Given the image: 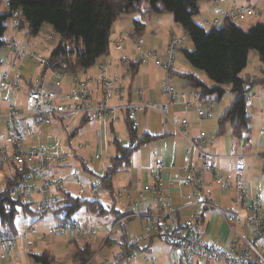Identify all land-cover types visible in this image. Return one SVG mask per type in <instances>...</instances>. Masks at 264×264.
I'll list each match as a JSON object with an SVG mask.
<instances>
[{
    "label": "crops",
    "instance_id": "obj_1",
    "mask_svg": "<svg viewBox=\"0 0 264 264\" xmlns=\"http://www.w3.org/2000/svg\"><path fill=\"white\" fill-rule=\"evenodd\" d=\"M214 1L215 0H208L207 2L209 3V5L203 3L200 4L201 11L196 18H199L201 14L203 16L206 14V16L202 21L203 23L199 24L196 21L195 22L201 25L202 27H204L206 24L207 26H210V29H212L211 23L214 21V16L212 13L215 7ZM222 1L219 2V7L224 11H230L235 8L248 6V4L252 5L256 9L255 15L249 14L234 21L241 28L244 25L248 24L249 26L248 29H250L252 26L257 25L258 18L264 17V0H222ZM171 16L172 15L165 14L162 16L144 17L141 14H134L133 17L128 16L124 18L125 21H121V22H124L125 25L119 24L118 26H120L121 30L117 31L112 38V43H114L121 36L127 35L130 37L129 39H126L123 43V46L125 47L124 52L121 53L116 51L114 45L112 49L111 41H110V48L112 50L110 49V53L108 56L100 58L97 61V63L87 71L79 72L78 74L66 73L67 76H65L64 79L65 88H70L73 86L74 76L78 77L79 81L87 82L90 91H92L93 101L97 103L102 99L99 90L100 88L99 85L97 84V78L100 73L99 64L104 63L106 65H109L111 73H116L121 78V95L120 97L119 96L114 97L110 101L109 104L111 106L115 107L121 105L122 103L125 104L128 102L131 103L139 102L141 98L138 96L139 91H142L143 99L146 102L151 104H160V105L168 106V113L166 114V118L169 123L167 124L165 123V119H166L165 116L158 111L147 110L145 112H141L137 114H130L132 121L136 123V126L138 128L139 138L143 137V135L145 134H150L153 136H162L163 138L161 139L159 138L158 140H155L147 145H144L135 151V153L131 157L130 166L126 168V170L122 171V172L125 171L127 172L129 169H131L132 172L129 177V181L126 182V185H124L125 187L123 188V190L119 189L118 193H116L117 191L114 188V179L121 172L118 175H116L113 179L112 182L113 195H112L111 193H109L108 190L102 188L101 179H100V176L103 175V172L107 167L104 170H102L100 175L97 174L98 175L97 177L91 176L89 173L87 174L91 177V179L86 177H78L76 171L70 170L71 166H69L70 165L69 160L73 158V160L80 166H81L80 159H82L89 166V163L85 159V156L87 154L90 155L94 154V158L93 159L90 158V161L92 160L97 161L96 156L98 154H101L100 159H98L101 160L104 139H107V143H111L113 146L115 141H118L123 146L129 144L130 140L126 128V121L128 119L125 112L118 111V115L116 118H112V119L107 118L104 121L94 119V117H82L81 119H79L80 120L79 126L81 127L93 120H98L99 122H101L102 125L101 130L98 131V134L95 139V145L93 147L90 145L92 142H88L89 145L85 144L88 147L91 146L90 149H86L85 147L87 146L80 145L81 149L89 150L90 151L89 153L85 152L84 154H78L75 151V149L72 147L71 144L72 139L78 136L79 127L68 132L67 135L68 147L66 152L65 151L63 152L61 150V147L58 146V144L57 145L50 144L48 147L44 145L26 146L28 139H26L24 143V145L29 148L45 147L51 149L52 151L58 149L63 155L67 157L66 165L64 167L57 168L53 171L56 178H60L64 180V183L60 187H53L50 190L51 195L55 198L56 201L63 200L65 193H70L73 196H80L84 199L85 198L90 199L89 197H97L99 194V187H100L106 193L105 200L109 202L108 204H104L106 207L112 206L115 203L116 211L128 212L127 216L123 220H121L120 224L125 225L126 231L130 233L129 238H131L132 236H137V235L139 236V234L136 235L134 233L136 226L135 222H139L140 224L139 227L141 228L142 226L143 228V223L140 218V215L150 209L156 210V207L161 206L158 195H154L149 191L148 192L144 191V187L155 184L153 178V167H154L153 154H156L167 165V168L163 171V188L165 190V193L170 197L173 207L179 210L178 216L180 221L184 222L185 220L193 218V216L195 215L197 208L195 206H189L193 202L194 186L192 184H188V185L179 184L178 182V180L187 179L188 172L185 171L184 169L188 164L194 167L199 163L198 150L196 149H193L191 151V157L189 163L186 160L187 151L190 148V143L188 138H199L202 135L204 136V144L200 146V149L217 157V161H216L217 173L225 177L234 178L236 175V170H235L236 160L231 157L232 151H236V153L240 156H245L247 159L243 174V181L250 196L257 198L253 195L251 191L252 187L249 184V181H251L249 177V172L255 169V165L253 164H256L257 166L259 164H262L261 155L264 154V152L262 153V151H264V135H261L260 128L264 125V108H260V110H258L259 115L257 116L258 123L256 127H254L253 125L255 123L254 117L249 113L252 118L249 134H243L241 138L236 137L233 134L234 126L232 124H227L225 132L223 134H218L219 119L231 106H229L224 110L218 109V105L216 102H219L222 99L218 100L216 99L215 96H213L211 99L213 100L214 108L210 111V117L201 118L198 114L197 108L200 107L203 110L207 111L208 110L207 104H202L199 106L197 104L198 101H196V104L193 107H186L185 104H181V103L173 104L170 98L164 95V93L162 92L163 83L166 79L165 72L162 69L156 67V65L154 63H151L150 61L143 65L137 64L138 58L135 54L134 47L131 42L132 34L134 32V21H139L145 24V30L140 35H138V37H140L144 41L145 51L155 53V58L157 59L160 58L161 60L164 61L168 58L167 50L171 43L172 37L176 36L178 38H182L186 35L183 28L182 30H180L174 26L175 23L173 22L175 21H172L174 19H172ZM150 25L154 26L152 29L155 30V32H152V38L147 34ZM205 29L207 30L209 28H205ZM25 31L26 30L23 31L17 30L16 33L12 35L9 42L5 41L7 46H4L2 52L0 53V60L3 59L2 60L3 66H1L2 64L0 63L1 68L3 67L2 70H0V115H7L10 110V107L12 106L16 110L22 112L18 106V102L21 101V94H23L25 99L27 100L28 90L35 86L38 85L45 86L50 90H56L55 82L53 80V72H59V71H52L50 68L47 70L42 69L36 60L31 58L30 59L28 58L27 60L22 59L17 54H15L14 51H12L10 48H7L13 45L16 46L19 51H30L36 54H40L42 56L45 55L43 57L50 58L56 48L51 50V53L49 55H46L45 51H47L48 50L47 48H50L51 45L48 44V42H46V40L44 39L38 42L37 40L33 41L32 38L28 36L27 31H26V36L24 37L25 41H21V38L17 35V32L20 33ZM158 34H162V38L164 40L163 44L166 47V49L163 52H158L155 49V47H157L159 43V41L155 43V40L159 39ZM159 53L161 54L159 55ZM255 54L256 55L253 62H257V60H259L260 62L256 68L257 72H254L253 74L250 75L247 74L246 76L244 75V72L242 73V76L244 78H247V80L251 81V86L247 97L248 99H250L251 104L247 105V101H246L248 112H249V108L252 107V105H254L255 101L256 102L259 101L258 104L264 106V63H262L256 52ZM250 61L251 60L249 58V62ZM125 63H128L130 67L132 64L139 66L137 76L135 77L134 80L132 78V73H131L132 69L130 68V70L128 71L127 67L125 66ZM156 70H158L159 74L156 73ZM173 71L175 73L177 72L181 74H195L192 70L189 69V65L186 63V61L179 62V60L178 63L176 61L173 62ZM195 75L198 76L197 74ZM5 77H7L9 81H14L19 84L20 88L16 94H10L1 88V83ZM171 80H172L171 81L172 85L176 88V90L179 93L182 94L184 93L185 95H187L188 102H194L198 95L205 96L199 90L189 86L188 83L184 81L178 74H174ZM204 83L210 87L213 86V83L212 85H209L206 82ZM255 87H258V92L257 91L254 92ZM234 99L232 100L230 105L233 104ZM201 102L202 100L200 101V103ZM175 118L187 120L188 125L186 127H179L180 129H177L170 122V120H173ZM54 120L55 122H58L61 125L65 123L60 118H54L51 126L38 127V126H34L30 119H26L24 122V127L28 129V131L30 130L31 127L39 128L40 132L38 138L40 139L42 138V136L44 137L46 136V130L57 131L58 125L55 124ZM84 120H87L86 123H84ZM73 121H71L69 124H72ZM123 125H124V130H122ZM2 128L3 130L4 129L7 130L5 121L2 122ZM75 130L76 133H73ZM181 130L183 131V134L180 132ZM5 134L9 140V143L4 145L1 139L0 142L1 145L7 150V152L11 153L13 151V145L6 131ZM70 136L71 138H69ZM255 137L257 139L256 143H254ZM125 140L128 142L127 144H124ZM134 143H135L134 146H137L138 141ZM114 149L116 155L115 146ZM249 162H251L250 165H248ZM109 163L107 164V166L109 165ZM8 166H11V164H8ZM2 168H4V166L0 167V169ZM89 168L95 171L90 166ZM246 171H248V174H246ZM73 172H75L77 175L76 179L72 178ZM11 175H13V173ZM205 178H206V183L211 190V199L213 201L214 208L208 209V211L204 216L203 231L206 235V238L209 241H211L216 248L222 249L224 252H228L232 243H234L237 239L236 236H234L233 232L236 231L239 232L240 234H244V230H243L244 225L243 224L238 226L235 224L228 225L225 221V215L231 214L239 217L242 221H244L245 217L247 216L246 207L235 206L233 204L234 193L228 192L224 194L221 191V189L213 182L211 175H207ZM65 185L66 186L76 185L77 186L76 188H78L79 192H76L75 190L70 191V188L66 187ZM94 187L98 188L97 193L92 192V189ZM34 196H38L40 201L41 197L39 194H34L33 197ZM33 197L24 198V199L25 201H34L35 199ZM117 198L120 199V201H122L125 206L121 210L117 208V200H118ZM90 200H98V199L96 198ZM83 215H84L83 217L84 220L82 219L81 220L84 222L82 223H86V222L91 223L89 217L90 215H87L86 213ZM94 217L97 219L95 220V222L92 223H97L100 225V227L102 226L104 227L103 229L104 234L102 238L105 235L107 244L110 243L109 245L105 244L104 250L108 249L109 251H114L118 249L117 252H112L111 254L106 253L105 257L103 258L104 260L106 258L107 261H112L113 258L117 257L120 254L121 249L123 247L120 244L121 243L120 237L123 235V232L120 230L121 225L119 223H115L114 225H116V231L113 235H110L108 233V230L110 227L113 226L112 223L114 221V218L112 216L109 217L107 216L105 218L96 217V216ZM99 219H102L104 221H100ZM215 227L216 230H214ZM71 238L74 239V237ZM155 241L156 239H153L139 245V247L135 249L134 253H132L133 259H131V263H134L135 261L134 259L137 256L141 257L142 253L144 255L151 253L155 245ZM18 245L19 243L17 244L16 250L18 248ZM115 245H117L118 247H115ZM153 258L157 260L158 264H180L177 257L175 256V253L168 246L162 258L159 259L157 257H153ZM145 259L146 261H148L147 257ZM0 261L2 260L0 259ZM215 264H223V263H215Z\"/></svg>",
    "mask_w": 264,
    "mask_h": 264
},
{
    "label": "built area",
    "instance_id": "obj_2",
    "mask_svg": "<svg viewBox=\"0 0 264 264\" xmlns=\"http://www.w3.org/2000/svg\"><path fill=\"white\" fill-rule=\"evenodd\" d=\"M215 0L213 9L214 21L211 23L212 28H220L226 21H236L237 19L249 14H254L256 9L248 4V6L239 7L230 11H224L219 7V2ZM9 5V0H5ZM223 2V1H222ZM19 13L13 14L12 28L18 30L20 22L17 20ZM54 35L49 34L47 41H53ZM130 37L121 36L113 43L116 51L123 53L125 47L123 43ZM189 40L185 35L182 38L172 37L168 47V58L161 60L155 58V53L146 52L144 49V41L134 36L131 39L137 56V64L143 65L149 61H153L156 67L162 69L166 74L163 83L162 92L175 103L185 104L186 107H193L196 104L208 105V110L198 109L201 118L210 117V111L214 108L211 96H197L194 102H188L187 95L179 93L171 83L174 58L183 45ZM15 54L22 59H34L42 69H49L51 66L50 58L43 57L30 51H19L16 46H9ZM127 70L130 65L125 63ZM99 75L97 84L102 99L94 102L92 91H90L88 83L79 81L74 76L73 86L65 88L64 79L67 76L63 72H53V80L55 89L50 90L45 86H35L28 90L26 100V113L16 110L13 106L7 115H0V134L3 131L2 122H6L7 133L13 145V151L8 153L0 142V167L14 164L18 167H27L28 172L24 177L9 190V196L13 199L32 198L34 194H39L41 199L36 211L38 219H47L50 215H54L58 206L56 200L51 195L50 190L53 187H60L64 180L56 178L54 170L64 167L67 163V157L58 149L52 151L49 148H34L24 145L28 129L24 127L26 119H30L34 126H51L54 118H60L64 122L70 123L78 117H94L100 121L107 118H116L118 111L137 114L147 110L160 112L165 116L168 113L167 105L151 104L143 99L142 91L138 92L141 97L139 102L125 103L118 106H111L110 101L121 95V78L116 73H111L109 65L99 64ZM1 88L10 94H16L19 91V84L9 81L5 77L1 83ZM202 102L200 103V101ZM200 103V104H199ZM250 99H247V105H250ZM164 118V119H165ZM170 122L177 128L186 127L187 120L175 118ZM165 123H169L167 118ZM261 135H264V125L260 128ZM183 134V131H180ZM190 148L187 151L186 160L189 163L191 151L198 150V165L192 167L189 164L185 167L188 172L186 180H178L179 184H192L194 186L193 202L189 206H195L197 211L193 218L181 222L178 216V209L173 207L170 197L165 193L163 188V171L167 165L156 154H153L154 167L153 178L155 184L144 187V191H149L154 195H158L160 207L150 209L144 213H140L143 223V232L141 235L132 236L129 243L122 247L120 254L113 261H105L102 264H125L132 259V253L142 243L156 239L173 250L180 264H264V204L258 199L251 197L243 181L242 173L245 170L246 157L240 156L236 151H232L231 157L236 160L234 178L225 177L217 173V157L200 149L204 144V136L199 138H188ZM101 154L96 156L100 159ZM174 167V166H172ZM211 175L213 182L226 194L234 193L233 204L237 207H246L244 221L234 215H225V221L228 225H244V234L234 231L236 241L232 243L228 252L216 248L214 244L206 238L203 231L204 216L208 209L214 208L211 199V190L206 183V176ZM72 178L76 179L75 172ZM86 189V188H85ZM93 193L98 192V188L92 189ZM85 193V192H82ZM57 225L51 229V235L55 237L70 236L76 239L87 236L88 238H97L99 224L82 223L75 218L66 221H56ZM116 231V225L109 228L108 233L113 235ZM36 234L35 230L28 229L24 236ZM20 235L9 228L0 230V259L9 263L16 250ZM151 264H158L153 257H147Z\"/></svg>",
    "mask_w": 264,
    "mask_h": 264
},
{
    "label": "trees",
    "instance_id": "obj_3",
    "mask_svg": "<svg viewBox=\"0 0 264 264\" xmlns=\"http://www.w3.org/2000/svg\"><path fill=\"white\" fill-rule=\"evenodd\" d=\"M203 1L208 0H9V5H6L8 13L0 14V49L7 46L4 41L8 30L7 23L17 12L20 22L18 30H26L30 38L38 37L45 27H50L53 35L58 37V45L50 57V69L78 74L91 69L100 58L109 55L112 30L116 21L134 14H141L144 17L171 14L191 43V48L184 46L178 51L192 68L204 72L213 86L206 85L195 74L172 71V76L180 75L192 88L205 96H215L218 100H221L229 89L235 95V99L219 119L218 134H223L227 124H232L233 134L241 138L243 134L250 133L252 121L246 105L251 81L244 78L242 73L248 66L251 52H256L264 63V24H257L249 30H244L235 22L226 21L220 28L206 30L195 22ZM144 30V23L134 21L132 37L140 35ZM131 69L134 80L139 66L132 64ZM125 114L128 119L126 128L130 143L123 146L118 141L114 142L116 155L111 158L103 175L100 176L102 188L112 195L114 177L130 166L135 151L163 138L150 134L139 138L136 123L132 121L130 113ZM86 121L84 120V123ZM73 133H76V130ZM136 141L138 144L134 146ZM261 158L264 171V154ZM80 162L86 173L98 176L82 159ZM11 167L13 175L4 179V189L0 191V230L9 228L19 234L16 221L20 217L35 216L37 210L33 209L34 201H25L24 198L13 199L9 196V190L28 172L27 167L20 168L14 164H11ZM55 204L58 206L54 213L55 221H66L84 211L87 215L96 217L112 216L114 226L115 223L120 224L128 214L116 211L115 203L106 207L98 200L84 199L70 193H65L64 199L56 201ZM120 228L123 232L120 244L124 247L129 243V233L125 225H121ZM93 254L90 243L77 246L76 252L72 255L73 263L87 264ZM29 256L37 264H56L55 256L49 251Z\"/></svg>",
    "mask_w": 264,
    "mask_h": 264
},
{
    "label": "rangeland",
    "instance_id": "obj_4",
    "mask_svg": "<svg viewBox=\"0 0 264 264\" xmlns=\"http://www.w3.org/2000/svg\"><path fill=\"white\" fill-rule=\"evenodd\" d=\"M203 4L209 5V3L207 1H203ZM8 13V8L5 4V0H0V14H6ZM171 15V14H169ZM206 16V14L203 16L202 14L200 15L199 18H196L195 21L199 24L203 23V19ZM129 17H133V15H130ZM172 19H174L173 15L171 16ZM18 20V18H17ZM12 20H9L7 25H8V30L6 32V35L4 37V41L9 42L10 38L12 37L13 34L16 33L17 30H14L12 28ZM19 21V20H18ZM121 21H125L124 19L118 20L116 21V23L114 24L113 30H112V36H111V47L113 49V43H112V38L114 36V34L121 30L120 26H118L119 24L125 25L124 22ZM174 21V20H172ZM120 22V23H119ZM175 23V22H173ZM261 23L264 24V17H260L258 18L257 24ZM162 25V24H161ZM204 25V24H203ZM164 26V24H163ZM166 26V24H165ZM175 27H177L178 29L182 30V27L178 24H174ZM154 26L150 25L149 30L147 31L148 36H150L152 38V32H155L154 29H152ZM205 28H209L207 30H210V26H207L205 24L204 26ZM244 28V30H249V26L248 24L244 25L242 27V29ZM49 34H53V32L51 31L50 27H45L43 29V31L41 32V34L39 35L38 38H32L33 41L37 40L41 41V40H46ZM17 35L21 38V41H25V36H26V31L25 32H17ZM158 38L160 39H156L155 43L159 41L157 47H155V49L158 52H163L166 47L163 44L164 40L162 38V34H158ZM29 39V37H28ZM162 39V41H161ZM58 37H54L53 41H47L48 44L51 45L50 48H47L48 50L45 51L46 55H49L51 53V50H53L54 48H56L57 46V42H58ZM30 41V39H29ZM154 41V38H153ZM187 46L188 48H191L190 46V42H186V44L183 45ZM111 49V48H110ZM111 49V50H112ZM3 48L0 49V53L2 52ZM161 53H159L160 55ZM255 52H251L250 53V62L248 67L246 68V70L244 71V75L246 76L247 74H253L254 72H257V65L260 63L259 60H257V62H253V60L255 59ZM45 56V55H43ZM160 59V58H159ZM2 60H0V63L2 64L1 66H3ZM180 61H185L184 57L182 56V54L178 51L175 58H174V62L176 61L178 63ZM151 63H154L153 61H150ZM187 63V62H186ZM188 64V63H187ZM189 65V64H188ZM0 66V70H2ZM189 69L192 70L195 74H197L199 76V78L201 80H203L204 82L208 83L209 85H212V82L208 79V77L206 76V74H204V72L195 70L194 68H192L189 65ZM93 71V70H92ZM156 73L159 74L158 70H156ZM258 92V87L254 88V92ZM234 94L231 91H227L226 95L222 98L221 101L216 102L218 105V109H226L229 106H231V102L234 99ZM217 98V97H216ZM217 101V100H215ZM258 102H254V105H252V107L249 108V113L251 115H253L255 123L253 124L254 127L257 126V116L259 115V111L260 108H264V106L258 104ZM221 105V106H220ZM18 106L20 108V110L22 111V113H26L27 109H26V99L24 97L23 94H21V101L18 102ZM224 112V111H223ZM82 117H78L76 119H74L72 124L69 123H63V125H61L58 122H55V124L58 125V129L57 131H52V130H46V136H42V138H38L39 136V132L40 129L37 127H31L30 130L28 131V135H27V143L26 146H46L48 147L50 144H58V146L61 147V150L64 152L67 151V147H68V143H67V135L68 132L74 130L75 128H78L79 133L78 136H76L75 138L72 139V147L75 149V151L78 154H84L89 153V150L86 149H90L91 146L93 147L95 145V139L96 136L98 134V131L101 130V122H99L98 120H93L85 125H83L82 127L79 126L80 125V120ZM66 126V128H65ZM124 130V125H123V129ZM5 129L3 130V133L0 135V139L3 141V144H8L9 140L6 137L5 134ZM44 131V130H42ZM7 132V131H6ZM256 137L254 138V143H256ZM88 142H92L90 145L91 146H87L85 144H88ZM128 142L125 140L124 144H127ZM135 144V143H134ZM80 145L83 146H87L85 147L86 149H81ZM81 149V150H80ZM93 150V148H92ZM264 151H262L263 153ZM115 155V149L114 146L111 143H107V139H104L103 142V149H102V159L101 160H97V161H90V158H94V154L90 155L87 154L85 156L86 161L89 163V166L94 169L97 174H101L102 170H104L107 167V164L109 163L110 159ZM71 169L70 170H74L77 172L78 177H86L91 179V177L82 169V167L80 165H78L73 158H71L69 160ZM260 162V161H258ZM251 162H249L248 165H250ZM255 165V169L253 171L249 172V177L251 179V181H249L250 186L252 187V193L255 197L259 198L258 200L261 201L264 204V171L262 169V164H259L258 166L256 164ZM13 173V168L11 166H4V168L0 169V191H2L4 189V179L5 177L11 175ZM131 169H129L127 172H121L115 179H114V188L116 189V193H118L119 189L123 190V188L125 187L124 185H126V182L129 181V177L131 175ZM244 174V171L242 173V176ZM246 174H248V171H246ZM245 174V175H246ZM251 174V175H250ZM66 186V185H65ZM66 187L70 188V191L75 190L76 192H79L78 188H76L77 186H73V185H67ZM105 196L106 193L99 187V194L97 197H89L90 199H98L100 202H102L103 204H108L109 202L105 200ZM35 200V204L33 205V209L37 210L38 206H39V197L38 196H34L33 197ZM256 198V199H257ZM118 199V198H117ZM124 204L122 201H120V199L117 200V208L118 209H123ZM85 212L81 211L79 213H77L74 217L76 219H79L80 222H84L82 220H84V215ZM90 222H86V224L90 225V224H96V223H92L95 222V220L97 218L94 217V215H90ZM82 219V220H81ZM100 221H104L102 219H99ZM189 220V219H188ZM186 221V220H185ZM136 226H135V230L134 233L137 235H141L143 232V228L141 226V228L139 227V222H135ZM16 225L18 228V233L20 235V239H19V245L17 250H15V254L13 256V260H11L9 263H6L4 261H0L1 264H37L36 261L34 259H32L29 254H34V255H41L42 253H44L45 251H49L51 252L55 258H56V264H74L73 260H72V255L76 252L77 246H80L84 243H90L92 246V251H93V256L91 257L90 261L87 264H102L103 262L107 261L106 258L105 260L103 259L105 257V254H111L112 252H117L118 249L114 250V251H109L108 249L104 250V246L109 245L110 243L107 244L106 241V236H103V229L104 227H98L97 231V238L93 239V238H88L87 236L84 237H79V239H72L70 236H60V237H55L53 235H51V229L57 225V222L55 221L54 215H50L47 219H38L37 215L35 214V216H30V217H20L17 221H16ZM28 229H32L36 231V234H29L27 236H24V233L28 230ZM142 229V232H141ZM214 230H216V227L214 228ZM130 234V233H129ZM72 241V242H71ZM22 242V243H20ZM115 247H118L117 245H115ZM167 249V246H165L163 243H161L160 241H155V245L152 249V252L144 255L143 253L141 254V257L139 258L138 256L134 259V263H131V261L126 262L125 264H151L150 262L146 261V257H157L162 258L163 255L165 254V251ZM115 258H113V260H115ZM133 259V257H132ZM112 260V261H113ZM138 260V261H137ZM102 261V262H101Z\"/></svg>",
    "mask_w": 264,
    "mask_h": 264
},
{
    "label": "bare ground",
    "instance_id": "obj_5",
    "mask_svg": "<svg viewBox=\"0 0 264 264\" xmlns=\"http://www.w3.org/2000/svg\"><path fill=\"white\" fill-rule=\"evenodd\" d=\"M233 212V211H232Z\"/></svg>",
    "mask_w": 264,
    "mask_h": 264
}]
</instances>
